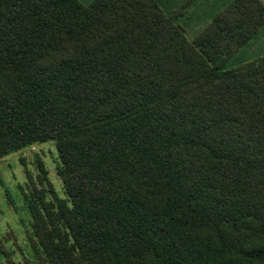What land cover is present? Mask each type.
I'll list each match as a JSON object with an SVG mask.
<instances>
[{"label": "trees", "instance_id": "obj_1", "mask_svg": "<svg viewBox=\"0 0 264 264\" xmlns=\"http://www.w3.org/2000/svg\"><path fill=\"white\" fill-rule=\"evenodd\" d=\"M176 16L0 0V157L59 159L64 198L41 163L24 195L41 264H264V54L224 68L264 4L230 0L192 40Z\"/></svg>", "mask_w": 264, "mask_h": 264}, {"label": "rangeland", "instance_id": "obj_2", "mask_svg": "<svg viewBox=\"0 0 264 264\" xmlns=\"http://www.w3.org/2000/svg\"><path fill=\"white\" fill-rule=\"evenodd\" d=\"M79 1L87 4L91 0ZM166 1H161L160 8L165 14L171 10V14L179 16L180 21L176 23L182 28L186 38L192 40L208 24L212 15L230 0H218L217 5L212 6L210 14L205 10L211 7L208 0H192L193 10L187 12H183V8L189 0H186L185 4L181 3L182 0H173L179 2L174 5H171L173 1ZM260 1L264 4V0ZM262 54L264 27L226 61L224 68L234 67ZM39 163L45 169L48 185L59 198H64L62 184L57 176L59 159L54 142H35L0 157V264H41L36 252L39 247L30 229V218L24 198L30 182L36 183L41 179L38 172Z\"/></svg>", "mask_w": 264, "mask_h": 264}, {"label": "crops", "instance_id": "obj_3", "mask_svg": "<svg viewBox=\"0 0 264 264\" xmlns=\"http://www.w3.org/2000/svg\"><path fill=\"white\" fill-rule=\"evenodd\" d=\"M156 2H157V4L159 5V7H160V3H161V1L162 0H155ZM168 1L169 0H167L166 2L168 3ZM170 1H173V0H170ZM194 1V0H193ZM193 1L192 0H189V2H188V4H187V6H185V8H183L184 9V11L183 12H187L188 10L189 11H192L193 9H192V3H193ZM217 1L218 0H208V2H209V4L211 5V7H209V8H207V9H205L206 11H207V13H209L210 14V11L211 10H213V8H212V6H215V5H217L216 3H217ZM177 3H179V2H176V1H173L172 3H171V5H174V4H177ZM181 3L183 4H185V3H187L186 2V0H182L181 1ZM174 7V6H173ZM175 8V7H174ZM167 9H169V8H167ZM162 10V9H161ZM163 11V10H162ZM166 11H169V10H166ZM164 12V11H163ZM170 12H171V10H170ZM170 12H167V14H165V15H167V16H170L171 15V13ZM170 14V15H169ZM185 14V13H184ZM208 14V15H209ZM177 18V19H176ZM175 18V22H177V21H180V19H178L179 18V16L178 17H176ZM209 19H210V17H209ZM262 29V28H261Z\"/></svg>", "mask_w": 264, "mask_h": 264}]
</instances>
